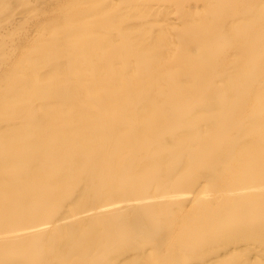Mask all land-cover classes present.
<instances>
[{"label": "bare ground", "instance_id": "1", "mask_svg": "<svg viewBox=\"0 0 264 264\" xmlns=\"http://www.w3.org/2000/svg\"><path fill=\"white\" fill-rule=\"evenodd\" d=\"M0 264H264V0H0Z\"/></svg>", "mask_w": 264, "mask_h": 264}]
</instances>
